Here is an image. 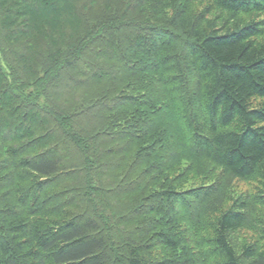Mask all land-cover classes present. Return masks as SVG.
Masks as SVG:
<instances>
[{"label":"trees","instance_id":"16d2710c","mask_svg":"<svg viewBox=\"0 0 264 264\" xmlns=\"http://www.w3.org/2000/svg\"><path fill=\"white\" fill-rule=\"evenodd\" d=\"M0 264H264V0H0Z\"/></svg>","mask_w":264,"mask_h":264},{"label":"rangeland","instance_id":"374dc122","mask_svg":"<svg viewBox=\"0 0 264 264\" xmlns=\"http://www.w3.org/2000/svg\"><path fill=\"white\" fill-rule=\"evenodd\" d=\"M44 1H48L49 3H51V1L52 0H44ZM207 2H204L203 4H201L202 6L203 5H205ZM45 4H48V3H45ZM48 9V8H47ZM115 14H117L116 12H115ZM119 155V153H116V155H114V157H110L108 160L110 161V160H114V163L115 162H118V161H120V158H121V156H118ZM103 162H104V160H103ZM99 167H101V165L99 166ZM104 170V169H103ZM103 170H101L102 172H105V170L103 171ZM101 171H99V172H101ZM101 174H103V173H101ZM100 174V175H101ZM100 175L98 176L97 175V179L100 177ZM210 178V176L209 175H206L204 172L203 173H201V174H196L195 175V177H193L190 181H189V183L188 184H186L185 186L186 187H188V186H190L191 184H194V183H196V184H202V183H205V182H207L208 181V179ZM81 179H83V178H81ZM235 185H236V187H235V189H234V191L236 192H239V193H241L242 191H244V192H256V187L258 186L255 182H253V181H236V183H235ZM87 194H89L91 191L89 190V188L87 187ZM104 212V211H103ZM105 213V212H104ZM106 214V213H105ZM106 218H107V216H106ZM253 233H251V232H243L242 234H240L239 235V237H238V240L239 241H244V240H246V239H248V238H253L254 236L252 235Z\"/></svg>","mask_w":264,"mask_h":264}]
</instances>
